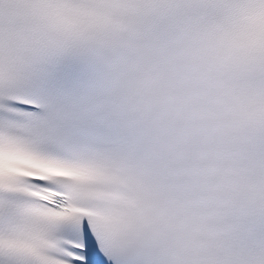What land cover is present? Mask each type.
Here are the masks:
<instances>
[{
	"label": "snow or ice",
	"instance_id": "1",
	"mask_svg": "<svg viewBox=\"0 0 264 264\" xmlns=\"http://www.w3.org/2000/svg\"><path fill=\"white\" fill-rule=\"evenodd\" d=\"M0 264H264V0H0Z\"/></svg>",
	"mask_w": 264,
	"mask_h": 264
}]
</instances>
